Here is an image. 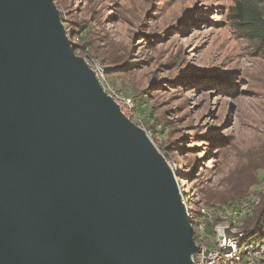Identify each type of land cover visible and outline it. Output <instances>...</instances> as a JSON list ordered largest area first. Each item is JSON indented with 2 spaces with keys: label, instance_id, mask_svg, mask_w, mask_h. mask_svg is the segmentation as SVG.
<instances>
[{
  "label": "water",
  "instance_id": "water-1",
  "mask_svg": "<svg viewBox=\"0 0 264 264\" xmlns=\"http://www.w3.org/2000/svg\"><path fill=\"white\" fill-rule=\"evenodd\" d=\"M173 169L75 53L55 0H0V264H195Z\"/></svg>",
  "mask_w": 264,
  "mask_h": 264
},
{
  "label": "rangeland",
  "instance_id": "rangeland-1",
  "mask_svg": "<svg viewBox=\"0 0 264 264\" xmlns=\"http://www.w3.org/2000/svg\"><path fill=\"white\" fill-rule=\"evenodd\" d=\"M234 2L55 0L68 36L85 47L77 56L103 68L117 95L131 100L123 114L168 159L195 221L202 207L223 212L249 199L259 200L254 211L264 195V181L248 187L264 146V58L235 33ZM105 62L125 69L111 77ZM207 189L231 205L206 206ZM249 218L229 225L245 231Z\"/></svg>",
  "mask_w": 264,
  "mask_h": 264
},
{
  "label": "built area",
  "instance_id": "built-area-1",
  "mask_svg": "<svg viewBox=\"0 0 264 264\" xmlns=\"http://www.w3.org/2000/svg\"><path fill=\"white\" fill-rule=\"evenodd\" d=\"M103 90L119 106H125L132 110L131 100L120 98L109 84L103 68L98 64L87 62ZM121 108V107H120ZM182 200L189 209L185 198ZM259 204V200L248 201L233 206L228 211L211 212L206 207L199 209L198 220L194 217L191 222L194 229V240L198 252L194 256L195 264H264V234L263 238L250 239L246 231H237L231 228L229 221L235 225L241 218H249L253 208ZM246 242V246L243 247Z\"/></svg>",
  "mask_w": 264,
  "mask_h": 264
},
{
  "label": "trees",
  "instance_id": "trees-1",
  "mask_svg": "<svg viewBox=\"0 0 264 264\" xmlns=\"http://www.w3.org/2000/svg\"><path fill=\"white\" fill-rule=\"evenodd\" d=\"M228 18L238 38L248 44V47L251 49V55L255 58H264V0H235L233 6L229 10ZM71 42L75 47L76 55H81L82 53L80 50L85 47L74 43L72 40ZM110 63L111 65L105 62L104 67L107 75L111 77L115 78L116 75L121 74L125 69L123 65L118 64V62ZM148 103L146 98H140L138 102L139 109L145 111L149 106ZM152 117L153 108L151 107L147 118L150 119ZM255 170L256 175L252 177V181L248 186L249 188L257 185L259 186L258 183H263L264 181V146L259 153ZM202 194L203 198L206 200V206L210 205L216 207L217 202L215 201L221 204L231 205L228 198L221 199L217 197L216 193H213L209 189ZM261 198L260 205L253 211L252 216L244 225L245 231L250 239L264 234V195H262ZM235 203L236 202H234V204ZM188 209L191 216H193L190 208Z\"/></svg>",
  "mask_w": 264,
  "mask_h": 264
}]
</instances>
